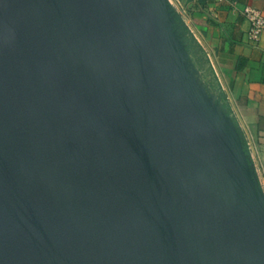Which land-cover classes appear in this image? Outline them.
Listing matches in <instances>:
<instances>
[{
	"label": "rangeland",
	"instance_id": "1",
	"mask_svg": "<svg viewBox=\"0 0 264 264\" xmlns=\"http://www.w3.org/2000/svg\"><path fill=\"white\" fill-rule=\"evenodd\" d=\"M50 2L49 16L64 24L53 31L76 40L51 66L65 94L57 107L83 143L68 169L125 213L175 220L197 260L264 264V149L200 51L189 55L177 5ZM48 161L42 154L36 169Z\"/></svg>",
	"mask_w": 264,
	"mask_h": 264
},
{
	"label": "water",
	"instance_id": "2",
	"mask_svg": "<svg viewBox=\"0 0 264 264\" xmlns=\"http://www.w3.org/2000/svg\"><path fill=\"white\" fill-rule=\"evenodd\" d=\"M51 7L0 0V264H255L197 260L175 220L125 213L68 169L83 143L57 107L65 94L51 66L76 40L53 31L64 24Z\"/></svg>",
	"mask_w": 264,
	"mask_h": 264
},
{
	"label": "crops",
	"instance_id": "3",
	"mask_svg": "<svg viewBox=\"0 0 264 264\" xmlns=\"http://www.w3.org/2000/svg\"><path fill=\"white\" fill-rule=\"evenodd\" d=\"M178 18L214 72L215 82L253 142L264 149V32L257 43L248 40L247 5L264 9V0H171Z\"/></svg>",
	"mask_w": 264,
	"mask_h": 264
},
{
	"label": "built area",
	"instance_id": "4",
	"mask_svg": "<svg viewBox=\"0 0 264 264\" xmlns=\"http://www.w3.org/2000/svg\"><path fill=\"white\" fill-rule=\"evenodd\" d=\"M242 12L250 23L247 31L248 40L252 43H257L264 32V9L247 5Z\"/></svg>",
	"mask_w": 264,
	"mask_h": 264
},
{
	"label": "trees",
	"instance_id": "5",
	"mask_svg": "<svg viewBox=\"0 0 264 264\" xmlns=\"http://www.w3.org/2000/svg\"><path fill=\"white\" fill-rule=\"evenodd\" d=\"M184 29H185V31L188 33L189 30L187 29V27H185ZM189 35H190V36H189V40H190V42H191V45L194 46L195 39H194V37L191 35L190 31H189Z\"/></svg>",
	"mask_w": 264,
	"mask_h": 264
}]
</instances>
